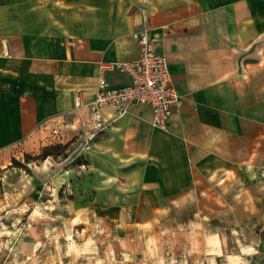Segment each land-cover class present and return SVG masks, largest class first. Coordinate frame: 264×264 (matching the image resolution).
<instances>
[{
	"label": "crops",
	"instance_id": "obj_1",
	"mask_svg": "<svg viewBox=\"0 0 264 264\" xmlns=\"http://www.w3.org/2000/svg\"><path fill=\"white\" fill-rule=\"evenodd\" d=\"M141 6L183 103L167 130L153 125L149 105L130 104L83 150L89 109L75 108V94H95L102 62L140 57L133 33L141 27ZM104 75L113 85L130 81L117 67ZM114 115L104 112L106 119ZM67 142L72 160L84 158L70 190L92 199L79 209L129 211L140 224L217 184L255 170L264 175V0H0L3 193H10L14 174L18 194L28 187L53 196L59 173L43 172L34 161L28 185L26 172L9 164L24 152ZM44 206L47 224L57 226V204ZM23 244L19 239L18 258L27 256ZM13 254L1 245L3 264H13Z\"/></svg>",
	"mask_w": 264,
	"mask_h": 264
},
{
	"label": "rangeland",
	"instance_id": "obj_2",
	"mask_svg": "<svg viewBox=\"0 0 264 264\" xmlns=\"http://www.w3.org/2000/svg\"><path fill=\"white\" fill-rule=\"evenodd\" d=\"M72 150L50 155L48 166L47 158L35 161L43 172L59 173L53 196L28 187L18 194L12 189L18 185L14 174L10 193H3L0 180V204L4 197L10 206L6 216L0 209V248L14 253L13 264H264V175L257 170L173 203L152 223L140 224L129 211L119 216L114 210L79 209L92 199L70 190L84 160L82 155L72 160ZM25 153L34 154L16 157L24 167L11 165L12 160L9 167L25 171L30 185L35 166ZM0 169L2 177L5 167ZM51 202L57 204V226L47 224L50 209L44 204ZM19 239H24L26 258L17 256ZM4 261L0 258V264Z\"/></svg>",
	"mask_w": 264,
	"mask_h": 264
},
{
	"label": "built area",
	"instance_id": "obj_3",
	"mask_svg": "<svg viewBox=\"0 0 264 264\" xmlns=\"http://www.w3.org/2000/svg\"><path fill=\"white\" fill-rule=\"evenodd\" d=\"M149 21L147 7L141 6V27L133 33L141 47L138 59L117 64L102 62L95 94L90 99H86L82 92L75 94V108L89 109L88 128L81 132L83 150H90L92 141L107 125L117 117L123 116L128 106L133 103L147 104L152 108L154 126L167 130L174 124L173 114L181 107L183 98L171 81L169 59L166 53L157 48V39L151 31ZM5 44L6 54L10 55L8 41ZM114 67L130 75L129 83L118 86L108 81L104 75L105 69ZM107 109L115 111V115L110 119L104 117ZM52 133L57 135L58 129H53Z\"/></svg>",
	"mask_w": 264,
	"mask_h": 264
},
{
	"label": "trees",
	"instance_id": "obj_4",
	"mask_svg": "<svg viewBox=\"0 0 264 264\" xmlns=\"http://www.w3.org/2000/svg\"><path fill=\"white\" fill-rule=\"evenodd\" d=\"M69 147V143H53L49 144L43 147L41 152L37 154H28L25 153L26 155V161L30 162L31 160L38 161V160H44L50 155H53L55 153L60 154L63 151H65ZM13 166H19V167H24L26 164L18 160L16 157H13L12 159V164ZM2 170V169H0Z\"/></svg>",
	"mask_w": 264,
	"mask_h": 264
}]
</instances>
